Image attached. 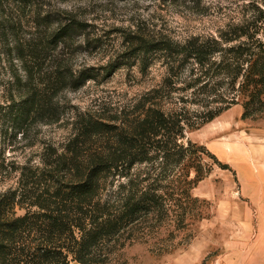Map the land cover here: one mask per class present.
Returning <instances> with one entry per match:
<instances>
[{
	"label": "trees",
	"instance_id": "obj_1",
	"mask_svg": "<svg viewBox=\"0 0 264 264\" xmlns=\"http://www.w3.org/2000/svg\"><path fill=\"white\" fill-rule=\"evenodd\" d=\"M245 1L248 18L182 41L150 35L142 22L133 21L125 37L133 65H148L159 55L168 69L163 83L170 86L175 69L187 70L192 62L185 90L207 97L212 91L219 99L209 103L225 105H204L190 117L187 107L165 108L157 95L150 97L162 93V86L124 104L115 127L110 125L114 130L92 115L77 119L67 152L33 167L28 181L21 174L17 187L0 191V264H128L124 250L129 245L153 241L158 252L168 251L176 232L204 218L208 202L195 196L194 188L215 165L231 167L204 144L187 139L186 130L239 101L242 119L264 114V0ZM224 8V0H217L214 16L222 20ZM87 29L68 16L54 37L71 41L84 34L89 45L97 40ZM56 67L48 79L51 90L65 78H96L89 69L77 73ZM224 86L230 98L222 93Z\"/></svg>",
	"mask_w": 264,
	"mask_h": 264
},
{
	"label": "rangeland",
	"instance_id": "obj_2",
	"mask_svg": "<svg viewBox=\"0 0 264 264\" xmlns=\"http://www.w3.org/2000/svg\"><path fill=\"white\" fill-rule=\"evenodd\" d=\"M216 3L0 0V191L17 187L21 174L28 181L33 167L67 152L77 119L92 115L115 127L121 107L153 89L164 86L162 93L150 97L157 95L165 108L185 106L192 113L190 117L193 111L205 109L204 105L224 106L209 103L213 97L219 99L212 91L207 97L193 96L185 90L189 71L195 67L192 62L187 70L182 65L175 69L170 86H166L164 58L153 56L148 65H133L136 59L128 57L125 40L133 21L142 22L141 28L150 35L182 41L214 34L221 25L251 15L245 7L247 1L224 0L225 16L218 19L213 14ZM68 16L86 24L87 33L97 41L86 45L84 34L79 33L71 41L54 37ZM59 65L64 71L77 73L89 69L96 78H65L51 90L49 75ZM221 91L232 96L227 86ZM243 111L239 101L214 120L186 130L187 139L204 144L231 169L215 165L194 188L193 194L208 202L202 208L204 218L190 220L186 228L176 232L173 248L158 252L153 241L134 243L124 250L128 264H264V205L257 203L258 196L250 202L242 195L234 164L235 160L241 161L244 130L259 128L258 121L264 119V114L242 119ZM112 126L110 130H114ZM88 145L84 143L82 151H88ZM18 213L24 210L18 209ZM167 231L163 230L165 237Z\"/></svg>",
	"mask_w": 264,
	"mask_h": 264
},
{
	"label": "crops",
	"instance_id": "obj_3",
	"mask_svg": "<svg viewBox=\"0 0 264 264\" xmlns=\"http://www.w3.org/2000/svg\"><path fill=\"white\" fill-rule=\"evenodd\" d=\"M258 123L259 128L244 130L239 154L241 161L235 160L234 164L241 179L242 195L250 202L255 199L254 196H258L257 203L264 205V143L258 144L260 140L264 141V119L259 120ZM227 146L232 148L228 143ZM231 152L233 153V148ZM227 160L233 162L231 158Z\"/></svg>",
	"mask_w": 264,
	"mask_h": 264
},
{
	"label": "water",
	"instance_id": "obj_4",
	"mask_svg": "<svg viewBox=\"0 0 264 264\" xmlns=\"http://www.w3.org/2000/svg\"><path fill=\"white\" fill-rule=\"evenodd\" d=\"M76 264H78V263H76Z\"/></svg>",
	"mask_w": 264,
	"mask_h": 264
}]
</instances>
